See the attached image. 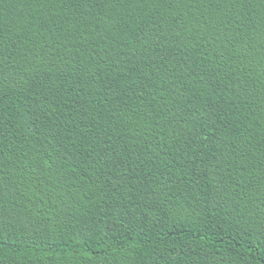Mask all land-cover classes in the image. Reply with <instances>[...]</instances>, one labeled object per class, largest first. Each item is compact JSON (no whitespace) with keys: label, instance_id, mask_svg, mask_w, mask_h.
Wrapping results in <instances>:
<instances>
[{"label":"trees","instance_id":"trees-1","mask_svg":"<svg viewBox=\"0 0 264 264\" xmlns=\"http://www.w3.org/2000/svg\"><path fill=\"white\" fill-rule=\"evenodd\" d=\"M0 264H264V0H0Z\"/></svg>","mask_w":264,"mask_h":264}]
</instances>
